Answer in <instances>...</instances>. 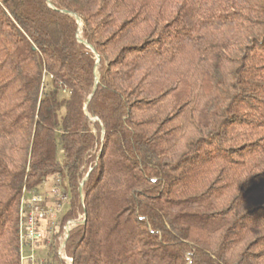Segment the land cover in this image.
Here are the masks:
<instances>
[{
  "label": "trees",
  "instance_id": "1",
  "mask_svg": "<svg viewBox=\"0 0 264 264\" xmlns=\"http://www.w3.org/2000/svg\"><path fill=\"white\" fill-rule=\"evenodd\" d=\"M49 180L72 264H264V0H0V264Z\"/></svg>",
  "mask_w": 264,
  "mask_h": 264
},
{
  "label": "built area",
  "instance_id": "2",
  "mask_svg": "<svg viewBox=\"0 0 264 264\" xmlns=\"http://www.w3.org/2000/svg\"><path fill=\"white\" fill-rule=\"evenodd\" d=\"M67 201L68 195L58 184L53 188L52 197L29 193L22 199L19 240L23 264H48L50 247L56 238L61 242L56 250L59 259L72 264L73 259L63 255L65 240L76 223L70 219L61 226Z\"/></svg>",
  "mask_w": 264,
  "mask_h": 264
},
{
  "label": "rangeland",
  "instance_id": "3",
  "mask_svg": "<svg viewBox=\"0 0 264 264\" xmlns=\"http://www.w3.org/2000/svg\"><path fill=\"white\" fill-rule=\"evenodd\" d=\"M53 185L54 184H53V181L52 180L47 181L43 185V187L41 188L39 194L42 195V196L49 195L50 197H52V192H53V188H54ZM27 254H28V252H27Z\"/></svg>",
  "mask_w": 264,
  "mask_h": 264
}]
</instances>
